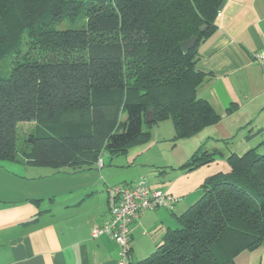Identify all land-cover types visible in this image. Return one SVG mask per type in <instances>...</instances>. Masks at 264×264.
I'll return each mask as SVG.
<instances>
[{"label": "trees", "instance_id": "16d2710c", "mask_svg": "<svg viewBox=\"0 0 264 264\" xmlns=\"http://www.w3.org/2000/svg\"><path fill=\"white\" fill-rule=\"evenodd\" d=\"M224 1L0 0V61L11 59L0 73V162L82 171L102 151L146 142L145 130L161 121L172 122L175 140L216 125L220 115L197 97L205 81L197 49ZM80 18L79 29L56 28ZM29 121L36 130L19 159L16 125ZM212 161L198 151L183 168ZM226 162L228 171L204 180L199 198L136 264H235L262 245L264 155L231 152Z\"/></svg>", "mask_w": 264, "mask_h": 264}, {"label": "crops", "instance_id": "0c3cea01", "mask_svg": "<svg viewBox=\"0 0 264 264\" xmlns=\"http://www.w3.org/2000/svg\"><path fill=\"white\" fill-rule=\"evenodd\" d=\"M215 25L197 49V68L205 75L197 97L213 106L220 121L187 138L194 139L192 150L176 163L139 164L143 168L137 179L146 178L151 189L178 200L173 212L142 211L131 225L134 262L155 250L166 230L175 226V216L200 196L206 178L228 171L231 152L264 151V72L252 59L264 53V0H225ZM145 131L151 136V129ZM198 151L213 161L187 171L183 165ZM96 168L95 163L82 171L42 172L26 161L0 162V264H117L115 241L106 235L93 239L90 233L110 217L114 195L107 186L126 178H113L115 172L104 163ZM41 181L53 182L39 185ZM234 261L264 264V240Z\"/></svg>", "mask_w": 264, "mask_h": 264}, {"label": "rangeland", "instance_id": "374dc122", "mask_svg": "<svg viewBox=\"0 0 264 264\" xmlns=\"http://www.w3.org/2000/svg\"><path fill=\"white\" fill-rule=\"evenodd\" d=\"M83 24H84V19L80 18L73 23L63 22L61 24H58L56 25V28L79 29L83 26ZM25 50H26V46L24 47L23 45L22 51ZM10 60L11 59H7V60L5 59L0 61V73L1 72L4 73L7 70H9L11 64ZM121 118L122 120H124L125 115L123 114ZM154 127L156 128L154 129L151 128V136L146 142L137 143L129 146L126 149L125 153H120L119 155L110 156L108 152L102 151L99 154L98 159L102 163H104L105 168H108L110 172L113 173L115 172L113 178L121 179L122 177H125L126 182L124 183L126 184L135 183L139 179V178L137 179L136 176L137 171L143 168L139 165L143 160L154 161L156 163H176L178 159L182 158L184 155L186 156L185 152L188 151V149L192 150V147L190 148L191 146L190 144H192L193 142L192 140L194 139L175 140L174 128L170 120L161 121L157 123ZM144 129L146 128L144 127ZM35 130H36V123H34L33 121L17 123L16 148L19 159H21L22 153L24 151L29 150V146L26 145L24 141L28 137V135L34 134ZM256 153L258 155H264V151L259 149L256 151ZM126 162L128 163L126 164ZM95 163L97 165V161ZM161 165H165V164H161ZM9 166L14 167V165H9ZM37 168H41L38 170H42V172L56 171L48 167H37ZM97 169L98 166L96 170ZM63 170H68V169L64 168ZM51 182L53 181H41L39 185L50 184ZM116 185H120V184H116ZM114 186H107V187H114ZM43 189L44 188H42V190ZM134 263L136 264L137 262Z\"/></svg>", "mask_w": 264, "mask_h": 264}, {"label": "built area", "instance_id": "2783aa9c", "mask_svg": "<svg viewBox=\"0 0 264 264\" xmlns=\"http://www.w3.org/2000/svg\"><path fill=\"white\" fill-rule=\"evenodd\" d=\"M253 62L264 72V53L252 56ZM97 166L102 162L98 159ZM114 195L109 210L110 217L101 226L92 228L90 236L96 239L102 235L112 238L118 246L117 264H133L131 253L130 227L142 211L163 209L173 212L177 198L162 190L151 189L146 178L141 177L135 183L108 187Z\"/></svg>", "mask_w": 264, "mask_h": 264}, {"label": "water", "instance_id": "95a60500", "mask_svg": "<svg viewBox=\"0 0 264 264\" xmlns=\"http://www.w3.org/2000/svg\"><path fill=\"white\" fill-rule=\"evenodd\" d=\"M222 6H223V3L220 5L219 11L222 9ZM204 27L205 26L201 27L199 29V31H203ZM195 42H196V37L192 36L188 40L182 42L180 45H181V48H182L183 51H187V50L191 49L194 46ZM148 116H149V118L147 119V122H151L152 118H153V114L149 113Z\"/></svg>", "mask_w": 264, "mask_h": 264}]
</instances>
